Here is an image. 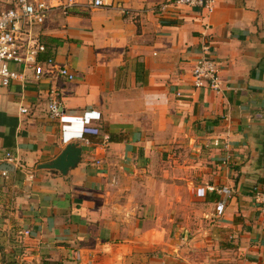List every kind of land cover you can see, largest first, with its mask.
I'll return each mask as SVG.
<instances>
[{
	"label": "crops",
	"instance_id": "obj_1",
	"mask_svg": "<svg viewBox=\"0 0 264 264\" xmlns=\"http://www.w3.org/2000/svg\"><path fill=\"white\" fill-rule=\"evenodd\" d=\"M169 1L76 0L33 27L45 73L10 64L25 82L0 83V264H264L252 196L264 187V0H216L212 13L161 10ZM203 46L218 94L192 85ZM48 59L74 80L46 72ZM53 100L98 113L99 134L62 135ZM69 144L74 167L42 168ZM216 177L229 198L206 190Z\"/></svg>",
	"mask_w": 264,
	"mask_h": 264
},
{
	"label": "built area",
	"instance_id": "obj_2",
	"mask_svg": "<svg viewBox=\"0 0 264 264\" xmlns=\"http://www.w3.org/2000/svg\"><path fill=\"white\" fill-rule=\"evenodd\" d=\"M216 0H172L160 6L161 10L168 7H189L204 10L212 13L215 8ZM14 6L4 11H0V83L7 86L12 82L24 83L25 76L23 72H18L10 68V64L20 65L24 69L30 68L34 71L35 79H39L44 73L43 65L37 62L39 53L44 52L45 47L33 35V27L44 22L46 16L56 10L66 13L71 7L78 5L76 0H66L65 4L59 6H50L38 0H15ZM113 5V0H86V6L89 9L107 8ZM123 13H126L122 10ZM209 49L207 46L201 48V56L193 66L191 71L192 85L194 88H207L208 90L218 94L220 92L221 81L219 77V66L208 57ZM46 65L50 68L46 72H54V74L64 81L74 80V75L69 72L66 66L58 65L52 59L46 61ZM21 109V112H24ZM49 116L52 119L59 120L61 124V133L70 134L69 139H81L86 135H98L99 130L91 126L92 121L98 120V113L85 112L80 116H68L59 109L56 100L48 105ZM78 126V127H77ZM215 146H222L228 151L226 142L219 140L214 141ZM6 160L14 163V158L6 153ZM230 161V156L226 155L223 164ZM7 177L6 172L1 173ZM208 192L216 193L229 198L230 190L222 187L218 177L212 184L207 185ZM252 196L257 204L261 218L264 222V187H254ZM225 203L222 200V204Z\"/></svg>",
	"mask_w": 264,
	"mask_h": 264
},
{
	"label": "water",
	"instance_id": "obj_3",
	"mask_svg": "<svg viewBox=\"0 0 264 264\" xmlns=\"http://www.w3.org/2000/svg\"><path fill=\"white\" fill-rule=\"evenodd\" d=\"M81 149L75 144L67 145L62 153L51 163L42 165V168L59 171L65 174L66 171L74 167L80 159Z\"/></svg>",
	"mask_w": 264,
	"mask_h": 264
},
{
	"label": "trees",
	"instance_id": "obj_4",
	"mask_svg": "<svg viewBox=\"0 0 264 264\" xmlns=\"http://www.w3.org/2000/svg\"><path fill=\"white\" fill-rule=\"evenodd\" d=\"M41 264H62L61 262H54L49 260H43Z\"/></svg>",
	"mask_w": 264,
	"mask_h": 264
}]
</instances>
